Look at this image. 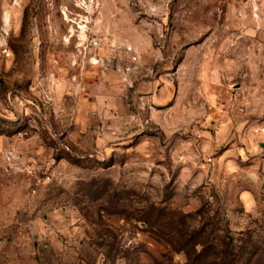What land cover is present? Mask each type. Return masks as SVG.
Segmentation results:
<instances>
[{"label": "rangeland", "instance_id": "rangeland-1", "mask_svg": "<svg viewBox=\"0 0 264 264\" xmlns=\"http://www.w3.org/2000/svg\"><path fill=\"white\" fill-rule=\"evenodd\" d=\"M0 264H264V0H0Z\"/></svg>", "mask_w": 264, "mask_h": 264}, {"label": "crops", "instance_id": "crops-1", "mask_svg": "<svg viewBox=\"0 0 264 264\" xmlns=\"http://www.w3.org/2000/svg\"><path fill=\"white\" fill-rule=\"evenodd\" d=\"M240 200L242 201L244 207L248 210L251 209L252 206L254 205V199L251 193H249L248 191L241 192Z\"/></svg>", "mask_w": 264, "mask_h": 264}, {"label": "built area", "instance_id": "built-area-1", "mask_svg": "<svg viewBox=\"0 0 264 264\" xmlns=\"http://www.w3.org/2000/svg\"><path fill=\"white\" fill-rule=\"evenodd\" d=\"M6 56H9V54H6Z\"/></svg>", "mask_w": 264, "mask_h": 264}]
</instances>
